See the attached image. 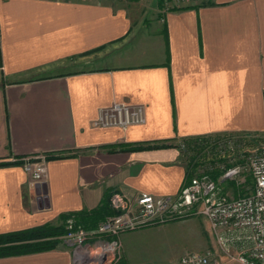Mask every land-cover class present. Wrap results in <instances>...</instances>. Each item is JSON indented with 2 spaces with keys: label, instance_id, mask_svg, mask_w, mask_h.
Masks as SVG:
<instances>
[{
  "label": "crops",
  "instance_id": "1",
  "mask_svg": "<svg viewBox=\"0 0 264 264\" xmlns=\"http://www.w3.org/2000/svg\"><path fill=\"white\" fill-rule=\"evenodd\" d=\"M204 1L0 0V234L107 193L175 196L180 139L264 133V0ZM113 102L141 106L143 123L95 124ZM36 154L49 156L42 184L11 161ZM0 264L74 261L59 243Z\"/></svg>",
  "mask_w": 264,
  "mask_h": 264
},
{
  "label": "built area",
  "instance_id": "2",
  "mask_svg": "<svg viewBox=\"0 0 264 264\" xmlns=\"http://www.w3.org/2000/svg\"><path fill=\"white\" fill-rule=\"evenodd\" d=\"M195 1L162 0V6L167 9L174 5L193 4ZM143 121L141 106L113 102L99 112L94 123L126 129L129 125ZM46 159V155L36 154L13 158L11 161L22 163L30 179L42 184L46 182L48 174ZM248 166L253 186L248 192L235 197L227 196L221 190L220 180H214L208 172L200 171L175 196H155L142 192L134 199H129L121 193H113L110 203L118 213L106 217L93 230L78 226L72 218H68L67 239L74 245V253L95 259L106 254V245L102 246L101 243L104 242L101 241L93 245L84 242L96 234L114 235L151 220L164 221L192 211L208 220L225 259L209 251L194 252L166 264H264V155L251 158ZM239 172L240 168L235 166L226 170L220 179H231L238 176ZM243 239L249 241L250 245L245 249L235 250V242ZM112 244L114 243L107 245Z\"/></svg>",
  "mask_w": 264,
  "mask_h": 264
},
{
  "label": "rangeland",
  "instance_id": "3",
  "mask_svg": "<svg viewBox=\"0 0 264 264\" xmlns=\"http://www.w3.org/2000/svg\"><path fill=\"white\" fill-rule=\"evenodd\" d=\"M198 2L206 4L204 0L195 1V3ZM182 6L184 5H174L173 7ZM91 56L93 58L91 57L89 66H95L96 54ZM207 137L210 138V140L208 139L210 142L214 143H209L207 150L198 153L195 160V164L198 166L193 169L194 173L191 178L196 173H209L211 170H219L221 176L226 170L238 166L240 168L238 176L222 181L220 176L218 177L221 190L231 197L248 192L253 186L248 161L256 155H264V133H227ZM181 149H184L183 144ZM183 160L186 164L185 158ZM68 218H72L76 225L83 227L73 217ZM68 218L49 225L62 227L64 230L57 236V245L63 243L70 249L74 264H166L177 261L181 256L189 253L206 251L225 259L217 246L216 236L208 220L196 212L191 211L190 214L186 212L183 216H172L164 221L151 220L146 224L114 235L96 234L84 242L93 245L101 241L104 242L101 243L102 246L106 245V254L95 259H90L85 255L79 256L77 252L74 253L75 247L67 239L66 220ZM105 219L107 218L99 221L93 228H83L93 230ZM112 242L114 244L107 245ZM249 245L250 242L245 239L236 241L234 244L235 250L238 251Z\"/></svg>",
  "mask_w": 264,
  "mask_h": 264
},
{
  "label": "trees",
  "instance_id": "4",
  "mask_svg": "<svg viewBox=\"0 0 264 264\" xmlns=\"http://www.w3.org/2000/svg\"><path fill=\"white\" fill-rule=\"evenodd\" d=\"M160 7L162 6V0H158ZM210 138L207 136H197L193 138H182L176 144L181 153L182 157L186 160V177L187 181L191 179L193 175V169L196 165L195 160L202 150H207ZM214 140V138H211ZM214 143V142H213ZM184 145V149H181V145ZM175 145V146H176ZM159 145H152L150 147H157ZM148 147V146H147ZM149 147V148H150ZM122 150L140 149L143 148L140 145L134 147H120ZM48 159L49 156H46ZM206 168L208 166H205ZM210 176L214 180H218L221 172L219 170H211ZM112 193H107L105 198L102 200L101 205L91 212H72L62 215L61 219L65 220L68 217H73L76 222L82 224L85 228H93L96 224L104 219L105 217L118 213L111 206L110 197ZM64 230L62 227H52L49 224L36 226L19 231L7 232L0 234V255H11L21 254L30 252H39L45 250H51L57 246V236L62 234Z\"/></svg>",
  "mask_w": 264,
  "mask_h": 264
},
{
  "label": "bare ground",
  "instance_id": "5",
  "mask_svg": "<svg viewBox=\"0 0 264 264\" xmlns=\"http://www.w3.org/2000/svg\"><path fill=\"white\" fill-rule=\"evenodd\" d=\"M94 253V252H93Z\"/></svg>",
  "mask_w": 264,
  "mask_h": 264
}]
</instances>
